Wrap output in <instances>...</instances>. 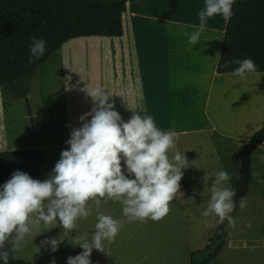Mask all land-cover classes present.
Wrapping results in <instances>:
<instances>
[{"label":"clouds","instance_id":"1","mask_svg":"<svg viewBox=\"0 0 264 264\" xmlns=\"http://www.w3.org/2000/svg\"><path fill=\"white\" fill-rule=\"evenodd\" d=\"M233 3L234 0H204V6L197 13L198 25L178 23L188 43L192 46L199 43L210 18L221 16L228 22L233 15ZM188 27L194 30L188 32ZM30 41L29 63L38 60L46 50V41L42 38L32 36ZM229 63L238 65L230 74L241 80L257 72L251 58L226 61L225 67ZM85 91L94 107L79 118L81 126L71 130L66 141L69 147L61 151L51 174L38 180L17 170L0 185V260L3 264H8L10 251H20L26 239L29 236L34 239L45 226H59L64 235L73 232L78 220L91 215L90 201L97 207L105 199L120 203L122 215L129 222L144 223L149 219L159 222L169 213L170 203L180 192L182 169L190 165L184 153L175 151L169 155L175 149L178 133L161 130L151 115H140L130 108L132 115L124 121L108 102L112 95L106 90L93 87ZM228 180L227 171L215 174L211 196L201 216L214 215L220 223L228 221L234 225L231 213L236 207L233 201L236 191L223 186ZM239 204L243 207L242 201ZM96 219L90 240L84 235L75 237V246L83 251L69 256L67 264H91L93 249L103 252L104 241L114 242L123 226L122 221L110 215L99 214ZM61 241L53 238L42 243H47L55 252Z\"/></svg>","mask_w":264,"mask_h":264},{"label":"crops","instance_id":"2","mask_svg":"<svg viewBox=\"0 0 264 264\" xmlns=\"http://www.w3.org/2000/svg\"><path fill=\"white\" fill-rule=\"evenodd\" d=\"M203 6L204 0H127L120 37H82L64 43L55 61L64 103L58 127L65 131L66 141L71 130L81 126L79 118L94 107L85 90L99 87L112 95L108 102L124 121L131 117L130 109L147 113L161 130L178 133L176 143L198 135L211 143L214 136L224 138L234 150L248 143L264 125V72L244 80L217 74L227 24L221 16L208 20L197 45L188 43L178 23L198 25L197 13ZM257 150L248 192L258 190L257 202L264 207V142ZM227 245L232 250L240 247ZM215 260L210 264H217Z\"/></svg>","mask_w":264,"mask_h":264},{"label":"rangeland","instance_id":"3","mask_svg":"<svg viewBox=\"0 0 264 264\" xmlns=\"http://www.w3.org/2000/svg\"><path fill=\"white\" fill-rule=\"evenodd\" d=\"M57 56L58 53L54 54L29 80L26 97H15L6 87H0V151L39 147L42 153L39 180L51 174L64 150L62 144L66 143L65 131L58 127L64 117V103L58 89L61 75L55 61ZM48 70L53 72L48 74ZM56 115L58 121L54 120ZM208 139L203 135L180 139L169 153H184L190 166L182 169L180 192L170 203L169 213L159 222L150 219L144 223L129 222L122 215L120 203L105 199L97 207L90 201L91 215L78 220L73 232L64 235L59 226H45L34 239L29 236L21 250L13 255L29 264H52L53 260L55 264H67L69 256L83 251L75 246V237L84 235L90 240L97 216L106 214L122 221L123 226L114 242L104 241L103 252L93 249L91 264H189V254L203 249L220 224L214 215L201 216L210 199L215 174L227 171L230 180L223 186L232 188L241 166L238 152L243 145L234 150L232 142L224 138L214 136L212 143ZM258 153L259 150L250 157L251 181ZM181 183L187 184L188 190H183ZM256 191L252 188L247 192L243 207L239 205L233 216L234 225L229 222L226 225V245L215 260L217 264H264V207L258 204ZM53 238L62 240L55 252L47 243H42ZM228 242L240 244V247L232 250ZM241 244L249 245L248 249Z\"/></svg>","mask_w":264,"mask_h":264},{"label":"trees","instance_id":"4","mask_svg":"<svg viewBox=\"0 0 264 264\" xmlns=\"http://www.w3.org/2000/svg\"><path fill=\"white\" fill-rule=\"evenodd\" d=\"M127 0H0V87H6L15 97L28 94L29 80L39 68L60 51L71 39L82 37H120L123 33L122 15ZM233 15L227 22L217 74H230L238 65L226 61L251 58L256 73L264 72V0H234ZM46 41V50L29 63L30 37ZM257 147L264 142V125L249 139ZM244 145V144H243ZM239 178L232 182L236 191L233 217L244 201L251 183L250 162L242 158ZM42 153L39 147L0 151V185L14 171H22L33 179L40 177ZM220 223L203 249L189 254V264H210L225 245V227ZM8 264H29L9 252ZM15 259H12V257ZM0 264L3 261L0 260Z\"/></svg>","mask_w":264,"mask_h":264},{"label":"water","instance_id":"5","mask_svg":"<svg viewBox=\"0 0 264 264\" xmlns=\"http://www.w3.org/2000/svg\"><path fill=\"white\" fill-rule=\"evenodd\" d=\"M257 148V146L254 143L248 142L246 144H244L239 152H238V157L242 158L246 161V168L248 167V163L250 162V156L251 154L255 151V149ZM241 166H243V164H241Z\"/></svg>","mask_w":264,"mask_h":264}]
</instances>
